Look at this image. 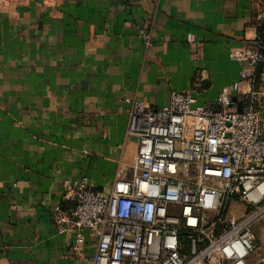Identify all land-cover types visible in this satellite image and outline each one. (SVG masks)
Here are the masks:
<instances>
[{
  "label": "crops",
  "instance_id": "obj_1",
  "mask_svg": "<svg viewBox=\"0 0 264 264\" xmlns=\"http://www.w3.org/2000/svg\"><path fill=\"white\" fill-rule=\"evenodd\" d=\"M263 28L264 0H0V264H92L97 236L73 253L77 230L55 223L67 185L130 177V102L232 99L234 53Z\"/></svg>",
  "mask_w": 264,
  "mask_h": 264
},
{
  "label": "built area",
  "instance_id": "obj_2",
  "mask_svg": "<svg viewBox=\"0 0 264 264\" xmlns=\"http://www.w3.org/2000/svg\"><path fill=\"white\" fill-rule=\"evenodd\" d=\"M138 34L150 44V31ZM261 43L234 53L242 63L231 86L240 112L231 98L198 104L190 91H172L159 108L130 102L127 134L137 139L130 177L108 192L78 179L66 188L75 205L65 215L57 210L59 231L78 232L73 253L87 231L98 238L92 264H264V253L251 260V226L264 215Z\"/></svg>",
  "mask_w": 264,
  "mask_h": 264
},
{
  "label": "rangeland",
  "instance_id": "obj_3",
  "mask_svg": "<svg viewBox=\"0 0 264 264\" xmlns=\"http://www.w3.org/2000/svg\"><path fill=\"white\" fill-rule=\"evenodd\" d=\"M235 205H232L229 212L235 211ZM240 210H243L240 208ZM240 214L238 213L237 216ZM252 230L254 231L256 250L251 256V260L254 261L264 253V215L252 224Z\"/></svg>",
  "mask_w": 264,
  "mask_h": 264
},
{
  "label": "water",
  "instance_id": "obj_4",
  "mask_svg": "<svg viewBox=\"0 0 264 264\" xmlns=\"http://www.w3.org/2000/svg\"><path fill=\"white\" fill-rule=\"evenodd\" d=\"M236 101H237V98L236 97H233L231 99L230 107H232L233 104H234V102H236ZM236 106H237V110L240 112L241 111V102L240 101L239 102H236Z\"/></svg>",
  "mask_w": 264,
  "mask_h": 264
}]
</instances>
